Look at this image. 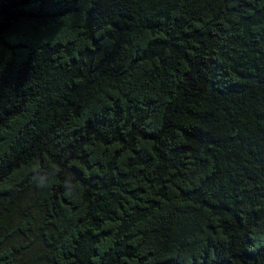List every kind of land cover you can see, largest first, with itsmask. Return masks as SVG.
Instances as JSON below:
<instances>
[{
    "label": "trees",
    "instance_id": "16d2710c",
    "mask_svg": "<svg viewBox=\"0 0 264 264\" xmlns=\"http://www.w3.org/2000/svg\"><path fill=\"white\" fill-rule=\"evenodd\" d=\"M0 264H264V0H0Z\"/></svg>",
    "mask_w": 264,
    "mask_h": 264
}]
</instances>
